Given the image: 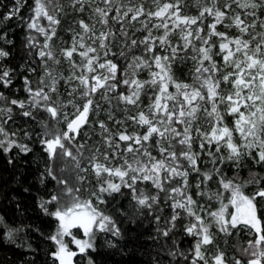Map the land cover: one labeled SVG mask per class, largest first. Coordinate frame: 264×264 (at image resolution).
Returning a JSON list of instances; mask_svg holds the SVG:
<instances>
[{
  "label": "snow or ice",
  "instance_id": "6c2138e0",
  "mask_svg": "<svg viewBox=\"0 0 264 264\" xmlns=\"http://www.w3.org/2000/svg\"><path fill=\"white\" fill-rule=\"evenodd\" d=\"M23 3L24 0H16V7L3 19L9 20L18 16ZM76 3L81 4L79 10L83 11V0H76ZM104 3L111 5L113 0H104ZM154 3L157 5L156 10L147 13L143 6L135 9L129 7L123 13L119 7L115 10L116 15L112 19L121 24L120 32L125 37L128 35L123 28L125 18H129L131 23L146 15L149 21L152 18L161 21L159 24H153L152 27L164 29L163 35L153 37L149 24L140 21L147 35L140 40L131 39L128 47L131 49L144 45V52L148 55L133 56L122 72L118 63L107 59L110 48L106 41L115 38V33L109 29L101 31L97 36L94 25L90 26L84 20L78 22L83 35L76 33L72 38L71 47L61 50L73 69H82L80 75L73 71L67 78L68 81H78L79 87L83 89L79 93L83 99L82 104L68 102L72 104L74 111L66 112L64 109L67 105L52 101L49 93L56 91L57 78L47 66H45V76L51 79V85H44L42 79L40 84L43 86L33 89L30 78L27 75L23 76L24 91L28 93V99H10L0 91V102H3L0 104V150L8 153L13 148H17L24 154L32 151V148L23 142L24 139L32 138L28 131L25 130L24 136L17 139L19 130L9 132L5 128L8 121L13 120L15 107L19 109L17 115L39 123L42 132L37 134V138L49 160L71 157L79 168V160L73 155L69 145L74 144L76 138L81 135L82 129L90 123V115L100 107L99 102L94 99L95 95L99 92L100 99L109 100L108 94L117 92L120 85H124L129 91L127 94L120 91L118 99L127 105L139 107L141 94L148 86L154 90V94L147 111L141 109L136 115L128 117L144 131L130 134L125 129L105 137L108 148L115 150L111 154L107 152L102 154L103 161L107 163L100 161L95 155L92 157L90 163L97 177V186L90 193L89 198L81 199L80 189L68 186L65 180L57 181L65 185L61 193L52 194L48 199L40 198L39 207L44 214L58 222L54 234L47 237L56 245L55 251L51 253L52 258L57 264H80L76 258L83 255L87 258V264H95L88 253L96 251L98 232L110 233L113 237L122 239L123 233L117 220L108 214L106 208H99V205L107 203L105 196L113 194L123 196L122 189L126 188L131 193L132 201L135 202L131 206V212H121L129 223L135 224L142 219L147 210V214L153 216L157 225L156 232L159 235L168 238L173 233L183 231L193 238L192 247L184 251L180 249L177 239L173 236V248L168 249L167 255L173 258L181 257L188 264H227L223 251L217 247L212 253L208 246L215 245L217 233L231 235L233 230H239L246 231L253 238L248 240L247 247L240 250L242 255L248 257L246 262L234 259V264H264V215L261 214V206H259V202L264 201V187L260 186L264 177L258 179V174L252 173L251 179L244 184L234 183V179L223 178L219 167L231 162L239 169L246 158L251 159L256 165H264V33L257 34L260 36L257 40L256 35L250 32V29L257 26L255 22L259 18L257 12L264 15V0H225L220 7H217V0H211V6L200 7L197 15L182 14V0H172L163 4H160L159 0H154ZM233 4L242 10L243 16H251L252 22H246L240 12H235L232 9ZM58 10L61 9L56 0H34V5L31 6L32 15L27 20V29L45 37V42L38 52L41 58L55 60L48 42L56 35L54 26L60 23L57 18ZM110 11V8L94 9L95 14L100 17L99 22L104 25H108ZM229 11H232L231 16ZM129 13H132L130 17ZM207 17H211L212 22L205 26L204 20ZM42 20L48 22L47 26L42 25ZM218 25H223L225 28L234 27L240 35L229 36L227 32L218 31ZM260 27L264 28V20H261ZM175 29L180 31L182 46H173L168 39L170 31ZM88 33H92V37L89 38L94 37V43L98 40L100 49L104 50L103 62L99 55H89L97 53V48L85 43V36ZM245 35L249 36V39H244ZM212 37L218 38V52L215 54L213 48L217 45L211 43ZM2 39L4 37L0 36V40ZM193 40L200 41L201 46L196 47ZM27 41L25 45L27 48L36 46L34 36L29 35ZM5 42L12 43L11 40ZM157 42L165 52L164 55L159 53ZM190 46L196 53L192 57L196 61V67L191 84L178 81L174 77L172 68L177 59L184 58L179 55L180 51L186 52ZM78 49L82 50L78 52ZM77 52L82 58L80 65L72 60L73 54ZM9 55L8 51L0 48V60ZM112 55L115 56L116 53ZM119 55L125 56V53L121 51ZM214 55L221 56L223 67L230 70L217 76L222 67L217 64ZM55 62L59 63L58 60ZM153 66L158 71H153ZM143 68L149 69L151 79L136 78L137 70ZM14 71L0 64V89L12 86ZM29 71L35 72V69L31 68ZM118 73H120L119 77ZM221 83L229 84L231 86L229 91L224 92ZM170 85L175 88L174 93L169 91ZM45 87L48 88L47 92L44 90ZM76 91L77 88L73 87L72 92ZM169 102H172L171 105ZM220 104L225 105L223 114L219 108ZM201 110L209 118V128L206 130L196 128L195 131L200 138L199 148L211 158L214 172L221 177L220 185L229 192L227 203L221 199L218 210L210 212L202 205H197L193 196L187 192L188 171L183 169L179 162L182 157L193 170L200 171L197 165L199 153L192 150V124ZM40 111L47 112L49 119L55 121L56 125L63 122L65 127L50 128L48 121L38 120ZM225 115L236 117L232 127L224 122ZM98 123L105 132L109 131L103 121ZM116 123L119 124L120 121ZM174 124L184 127L178 130L173 126ZM234 134H238L239 142L234 139ZM173 140L183 146L179 152L176 151ZM120 142H124L122 151ZM153 148L156 149L159 157L153 155ZM221 149H225L226 154L222 153ZM113 159H117L116 164H112ZM85 170L81 169V171ZM45 175L56 179L51 167H46ZM203 176L205 181L212 179V174L209 172L203 173ZM178 177L180 181L177 186L165 187L166 183L171 184ZM78 179L82 181L83 177ZM145 181H150L159 192L165 193V203L171 201L169 207L172 211L169 216L162 217L158 213L157 206L161 203L159 193L150 195L137 188L138 182ZM248 184L256 186L251 194H245L243 190ZM214 195L216 198H221L223 193L217 192ZM49 205H55V209L50 210ZM230 207L234 211L229 212ZM201 212H206L210 219L206 221ZM186 217L190 219L183 222ZM74 228L81 229L85 238H77L72 232ZM213 228L216 229L215 232ZM65 237H71V244L76 250L70 248L69 243L65 242ZM8 238L12 239V231H9ZM107 243L109 247H115L111 241Z\"/></svg>",
  "mask_w": 264,
  "mask_h": 264
},
{
  "label": "trees",
  "instance_id": "16d2710c",
  "mask_svg": "<svg viewBox=\"0 0 264 264\" xmlns=\"http://www.w3.org/2000/svg\"><path fill=\"white\" fill-rule=\"evenodd\" d=\"M70 0H56L60 9L57 11V18L60 20L58 25H55L56 35L48 43L50 44L51 51L58 60L41 58L38 56L40 46L45 42V37L35 31L27 29V20L32 15L31 6L34 5V0H24L23 6L20 8L18 16H14L9 20H4V16L16 7V0H0V36L4 39L0 40V48L10 53L9 57L0 60V64L6 67L14 69L12 76L13 83L10 88L0 89L10 99H28V93L24 91L23 76L27 75L31 80V86L33 89L39 86L40 81L43 79L44 85H51L50 78L45 76V66L52 71V75L57 78L55 84L56 91L50 92L52 101L57 104H64L67 107L64 109L66 112L74 111L72 105L69 106L68 102L73 101L76 104H82L79 93L83 91L79 87V82L76 80L66 81L61 78V72L74 70L77 75L81 74L82 69H73L68 59L62 55L61 50L70 48L72 45V38L76 33L83 35V30L79 26V21L84 20L86 23L89 19H95L96 26L102 28L104 31L111 29L115 33V38H110L106 43L109 44L110 53L107 59H112L118 63L121 72L126 68L127 64L131 61L133 56H147L144 52V45H138L133 48H129L131 39L140 40L147 35V31L143 29V25L140 21H145L149 24V28L152 31L153 37L163 35V28H154L153 24L161 23L160 20L152 18L151 21L148 17L141 16L138 21L129 22V18L123 20L124 31L127 32V37L123 36L120 32L121 24L116 23L112 17L116 15V8L121 9V13L131 7L133 9L143 6L145 12L155 11L156 3L154 0H113L111 5H106L104 0H83V11H80L81 4L76 3L71 5ZM165 2H172V0H159L160 4ZM225 0H217V7L224 4ZM208 5L211 6V0H182V14L197 15L200 7ZM100 7L111 9L108 16V25H104L99 22L100 17L95 14L94 9ZM232 9L235 12H240L242 18L246 22H252L251 16H243V12L235 4L232 5ZM250 11V10H249ZM132 13H129V17ZM232 15V11H229V16ZM259 17L256 22V28L250 29L252 35H256L257 40L260 39L259 33H264V28L260 27L261 20H264V15L257 12ZM23 18V19H21ZM212 22L211 17H207L204 20V25ZM42 25L47 26L46 20L41 21ZM230 23V21H226ZM171 29V23L169 24ZM218 31L227 32L229 36H239L240 33L236 28H225L223 25H218ZM32 35L36 38V46L33 48H27L25 45L28 43L27 37ZM91 34L88 33L85 36V43L97 48V53L89 55H99L103 62L104 50L100 49L99 41L93 42ZM170 43L173 46L183 45L181 34L179 29L170 31L168 37ZM244 39H249V36L245 35ZM11 40V44H7L5 41ZM211 43L216 44L217 47L213 48V53L218 52V38L212 37ZM193 44L196 47L201 46L200 41L193 40ZM157 49L161 55L165 52L157 42ZM82 49H78V52ZM123 51L125 56H120L119 53ZM77 53L73 54L72 60L77 65L81 64L82 58ZM112 53H116L115 56ZM183 59H177L173 63L174 77L184 83L191 84L193 82L194 69L196 67V61L192 59L196 53L190 46L185 52L183 50L179 53ZM214 59L217 64L222 67L220 73L217 76L223 74L224 71L230 70L223 67V61L221 56L214 55ZM46 61V65H45ZM207 64V62H205ZM34 68L35 72L29 71ZM153 71H158L153 66ZM120 73H118V77ZM140 80H149L150 72L148 68L137 70V77ZM75 85L76 92H72L70 88ZM229 84L221 83V89L224 92L229 91ZM44 90L47 92L48 88ZM123 91L128 93L127 86L120 85L117 92L109 93V100L100 99V93L95 95V100L99 102L100 107L96 109V112L90 115V123L82 129L81 135L76 138L73 145H69L73 155L79 160L80 167H76V161L71 157H57L55 160H49L47 154L42 150V146L39 143L37 134L42 132V128L36 120H31L17 115L19 109H13V120H9L5 125V128L11 132L19 130L20 139L24 136L25 130L28 131L32 138L31 140L24 139L23 142L28 144L32 148V151L24 154L17 148H13L10 152L4 153L0 150V264H57L52 258L51 253L55 251L56 245L53 241L47 239L48 236L54 234L57 228L58 222L51 216L44 214L39 207L40 198L48 199L52 194L61 193L65 185L59 184L58 180L67 181V185L73 188H79V196L81 199H88L90 193L97 186V177L91 167V159L95 155L103 161V153L107 152L111 154L115 149H109L105 137L110 133L114 134L118 131L127 130L128 133L143 132L144 129L129 120V116H134L141 109L147 111V106L151 103V98L154 94V90L148 86L145 87L141 94L139 107L133 105H127L118 99V93ZM170 92H175V88L170 85ZM69 93H72L71 95ZM3 102H0L2 104ZM170 105L172 102H169ZM210 107V105H207ZM219 108L224 113V104H220ZM38 120H46L49 122V127L58 126L61 129L65 127L61 122L56 125L55 121H51L48 117V113L40 111L38 113ZM209 118L206 116L203 110L197 114V119L192 124V150L199 153L197 165L200 169L199 172L193 170L188 162L182 157L180 158V164L183 169L188 171V188L187 192L193 196V199L197 202V205L203 204L207 211H216L220 206L221 199L224 203H227V197L229 192L225 191L219 183L220 176L216 175L213 170V165L210 162L211 158L206 155L199 148L200 138L196 133V128L201 130L209 128ZM235 116L225 115V123L229 126H233ZM27 121V122H25ZM99 121H103L108 132H105L99 127ZM116 121H120L119 124ZM178 130H182L184 125H173ZM179 139V138H177ZM234 139L239 142L238 134H234ZM172 143L175 146L177 152L183 147L173 140ZM121 151L124 148V142H120ZM82 146V147H81ZM215 146L213 145V148ZM99 149V151H97ZM153 155L159 157L155 148L152 149ZM222 153L226 154L225 149H221ZM131 155V154H127ZM11 161V162H9ZM117 159L112 160V164H116ZM46 167H51L56 179H52L51 176L45 175ZM220 173L225 180L234 179V183L244 184L245 181L251 179V174H258L257 178L264 177V165H256L251 159H245L241 167L237 169L231 162L220 165ZM81 169H86L81 171ZM209 172L212 174L211 180H204L203 173ZM78 177H83V180H79ZM106 178V174H105ZM116 179V178H113ZM180 178L174 179L171 184H165V187L177 186ZM118 182V180H117ZM199 184V188L197 185ZM261 187H264V179L261 180ZM255 185L248 184L244 187L245 194H251L255 190ZM137 188L144 190L150 195L159 193L161 203L157 206L158 213L162 217H167L171 214V208L165 200V193L159 192L150 181L138 182ZM123 196L120 194H113L112 196H105L107 200L106 204H100L99 208L107 209L108 214L112 215L117 220L118 226L121 228L123 238L119 239L113 237L110 233L105 235L99 234L96 237V251L90 252V256L94 260L95 264H188L181 257L173 258L167 255V251L173 248L172 239L173 236L177 239L181 250L187 251L192 247L193 238L188 236L183 231L173 233L168 238L159 235L156 232L157 225L153 219V216L147 214L142 219L138 220L135 224L128 222L126 216L121 215V212H131V206L135 203L131 199V193L128 189L123 188ZM221 192L223 196L216 198L215 193ZM198 193H203L198 194ZM212 196V199L209 197ZM261 206V214L264 215V201L259 202ZM50 210L55 209V205H49ZM162 209V211H159ZM233 211L230 207L229 212ZM186 216V214H185ZM187 218L183 222H187ZM210 218L206 219L209 220ZM19 230V231H16ZM214 232L215 228L212 229ZM12 231V239L9 240L8 233ZM246 231L233 230L231 235H225L224 233H217L215 245L211 246V251L214 253L217 249L225 253V257L228 259H241L246 262L248 257L242 255L241 249L247 247L248 240L252 239ZM107 241H111L115 244V247H109ZM233 264V263H229Z\"/></svg>",
  "mask_w": 264,
  "mask_h": 264
},
{
  "label": "rangeland",
  "instance_id": "374dc122",
  "mask_svg": "<svg viewBox=\"0 0 264 264\" xmlns=\"http://www.w3.org/2000/svg\"><path fill=\"white\" fill-rule=\"evenodd\" d=\"M69 3L73 6V5H75L76 4V0H70L69 1ZM96 20L95 19H89V21H87V23L90 25V26H93L94 25V31H95V34L98 36L99 35V33L101 32V31H104L102 28H99V27H97L96 26ZM91 34V37H92V33H90ZM93 39H94V37H93ZM74 70H70V71H63V72H61V78H64L66 81H68L67 80V78L72 74V72H73ZM73 87H76L75 85H72L70 88L71 89H73ZM69 106H71L72 104H68ZM242 111H244V109H241ZM236 118V117H235ZM94 203H95V201H93ZM203 207H204V205L203 204H201ZM205 208V207H204ZM206 209V208H205ZM198 210V209H197ZM207 210V209H206ZM233 211H234V209H233ZM201 215H203L204 217H205V219H208L209 217H207V215H206V212H201L200 213ZM72 232H73V234L74 235H76L77 236V238H85L84 236H83V232H82V230L81 229H78V228H74V229H72ZM99 234H103V235H105V234H107V233H97V235H99ZM65 239V242H67V243H69V246H70V248H72L73 250H76L75 249V246L73 245V244H71V237H65L64 238ZM209 247V249L211 250V246H208ZM211 251H213V249L211 250ZM90 252L91 251H89V253H88V255H90ZM78 261H80V264H87V258L86 257H84L83 255H81V256H78L77 258H76ZM227 260V259H226ZM229 263H233L234 264V258H232V259H228V261H227V264H229Z\"/></svg>",
  "mask_w": 264,
  "mask_h": 264
}]
</instances>
